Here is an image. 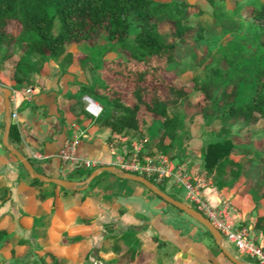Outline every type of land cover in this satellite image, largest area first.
I'll use <instances>...</instances> for the list:
<instances>
[{
    "label": "trees",
    "instance_id": "1",
    "mask_svg": "<svg viewBox=\"0 0 264 264\" xmlns=\"http://www.w3.org/2000/svg\"><path fill=\"white\" fill-rule=\"evenodd\" d=\"M230 1L234 8L242 7L248 11L249 21L257 29V40L264 47L263 4L254 0ZM201 13L197 5L186 0H0V69L4 60L12 56L10 47L17 45L20 55L8 83L15 89L26 86L31 83V75L37 73L46 60L60 58L69 62L73 57L81 58L83 52L79 47L94 46L98 36L102 35L108 40L113 54L96 60L93 65L96 77L93 80L83 78L76 82L75 92L66 94V108L85 118L93 117L87 113L81 100L83 95L89 96L100 105L94 121L109 127L112 133L136 130L146 122L160 121L154 144L163 152L178 135L182 124V115L177 109L184 113V109L192 105L187 87L175 82L181 71L175 54L179 44L196 45L204 39L203 24L188 21L190 15ZM68 46L76 49L69 51ZM83 63L79 62L80 68ZM216 70V67L210 68L212 76ZM212 79L207 78L198 86L203 97L201 109L215 108L213 116L219 122L216 133L224 136L204 142L201 166L212 175L217 187L223 184L224 178L236 180L242 177L241 193L252 191L254 195L263 197L264 66L253 73L247 94L240 93L236 83L229 91L222 88L214 98L215 107L209 104L208 91ZM239 119L244 125L263 120L257 147H250L247 135L229 134L231 125ZM8 140L16 144L19 141L16 123L9 126ZM87 174L88 171L79 168L70 177L80 179ZM102 177H106L101 185L103 191L110 189L113 185L111 180L117 178L103 171L93 178L94 185L101 182ZM145 177L164 190V183ZM133 182L143 186L140 182ZM27 183L47 184L37 178L27 179ZM52 187L63 189L56 184ZM8 192L6 187H0V198L4 199ZM46 194L40 192L37 197L44 198ZM38 219L33 216L32 224H36ZM125 234H130V231ZM62 239V242L71 243L79 237ZM119 239L122 241L112 247L117 255L116 261L137 263L139 250L126 241V235ZM0 241L3 244L11 241L22 244L26 240L15 239L0 227ZM41 252L48 257L46 264H64V258L50 251ZM84 257L90 258L89 253L86 252ZM13 264L30 263L15 259Z\"/></svg>",
    "mask_w": 264,
    "mask_h": 264
},
{
    "label": "crops",
    "instance_id": "2",
    "mask_svg": "<svg viewBox=\"0 0 264 264\" xmlns=\"http://www.w3.org/2000/svg\"><path fill=\"white\" fill-rule=\"evenodd\" d=\"M50 62L56 65L57 71L64 67L58 71L60 78L57 85L54 84L57 78L51 73ZM79 71V65L64 62L60 58H49L31 76L35 83L16 88L14 93L17 112L14 123L17 124L19 141L17 144L8 141L34 163L37 171L47 175L79 179L70 177V174L79 168L87 171L81 166L62 165L58 160L56 152L67 139L74 140L75 154L79 158L90 159L97 166L114 164L125 140L137 136L143 138L146 127L156 124L158 128L161 125L160 121L146 122L136 130L112 133L109 127L97 124L93 117L85 118L68 111L66 94L75 92L76 82L84 78ZM2 84L9 86L8 82ZM27 86L32 87L28 93L23 91ZM2 127L0 95V140ZM33 152L40 154V157L33 156ZM185 154L187 158L190 157L191 174L205 171L201 166V151L196 154L192 148L185 150ZM196 156L199 158H192ZM24 170L19 168L16 158L0 141V187H6L9 191L4 199L0 198V227H4L7 232L17 229L20 233L18 237H25L24 232L30 234L40 230L41 234L37 236H41L40 240L44 243L41 251H50L65 258V246L50 231L53 218H44L48 209L54 208L51 215L61 222L63 231L67 230L70 236L79 237L71 243L77 245V251L83 247L81 253L90 254L87 249L97 244L96 236L101 226L105 231L102 240L103 252L106 254L104 259L109 260V264H235L219 250L198 221L134 180L117 176L111 180L112 187L103 191L101 185L104 182L91 185L92 179L85 189L71 193L64 188H53L50 182L43 186L29 185ZM207 176L208 183L201 189L205 200L212 206H219L222 199L227 200L232 206L230 213L233 220L247 225L255 242L264 244V196L254 195L252 191L241 193L242 177L236 180L224 178L223 184L217 187L212 175ZM174 188L170 182L164 183L165 192L187 203L185 191L181 187ZM40 192L47 194L44 198H38ZM70 211L73 216L65 223L60 213L66 216ZM33 216L39 217L36 224H32ZM26 223L30 226L24 229ZM89 230L91 232H87ZM127 231L130 234H125ZM123 235H126L129 244L139 250L137 263L116 261L117 255L112 247L122 241L119 238ZM53 237L56 242L50 240ZM85 237L90 239L87 245L81 243ZM225 246L233 255L250 262L226 242Z\"/></svg>",
    "mask_w": 264,
    "mask_h": 264
},
{
    "label": "rangeland",
    "instance_id": "3",
    "mask_svg": "<svg viewBox=\"0 0 264 264\" xmlns=\"http://www.w3.org/2000/svg\"><path fill=\"white\" fill-rule=\"evenodd\" d=\"M186 1L197 5L202 10V13L199 15H190L188 21H200L205 29L204 39L196 45L183 43L179 44L176 48L175 55L179 61L181 71L176 76L175 82L182 83L187 87L189 90L188 97L192 105L185 108L184 113L181 112L180 108L177 109L182 115V124L178 129V135L172 140L171 145L167 146L163 152L158 150L154 145L157 139L158 128L156 124H151L143 131V138H138L139 136H137L136 138L133 137L125 140L121 153L126 152V155L127 153H132L134 151V145L138 146V144L141 143L138 150V155L141 156V158L142 155H149L152 157L157 154H162L167 158V162L170 165L177 166L184 162L190 167V157L187 158L185 150L193 148L194 152L199 154L205 141L208 139H221L224 136L223 134L217 135L216 133L219 129V122L217 118L213 116L215 108H210L206 111L201 109L203 97L198 86L207 78H213L212 86L208 91L210 96L209 104L211 107H215L214 98L218 96L219 91L222 88L229 91L231 86L235 85V83L240 93L243 92L247 94L251 85L253 73L264 66V47L257 40V29L250 23L248 11L245 12L242 7L234 8V4L230 0ZM254 1L264 6V0ZM132 31L133 30H131V32ZM67 48L69 51H74L76 49V47L73 46H68ZM79 48L83 52V56L81 58L73 57L68 63H73L76 66L79 65V62L83 61L84 63L79 73L82 77L93 80L96 77V73L93 70V65L96 60L113 54L110 50L109 42L102 35H99L94 46H80ZM10 50H12V56L4 60L2 68L0 69L1 84L10 81L9 78L17 58L20 55V49L17 45H12ZM49 64L51 73L57 78L55 83H53L57 85L56 82H58L60 78L58 71L64 69V67H60L57 71L55 64L51 62ZM213 67L217 69L214 76H212V72L210 71V68ZM31 76H33V74ZM31 82H34L33 77H31ZM81 100L85 107L87 102L83 99ZM95 104L99 105L97 102H95ZM92 116L94 117L96 115ZM262 121V119H259L256 123L244 125L242 120H236L231 125L229 134H234L239 137L247 135L249 136L247 137L248 141H251L250 147H257L261 137L259 129L262 125ZM192 158L198 159L199 156ZM16 162L19 168L24 170L17 160ZM89 170L91 169H87L88 172ZM102 178L101 181L105 182L106 177ZM92 182L90 184L94 185L95 181L92 180ZM167 182H170L172 189L174 187H181L178 182L168 180L167 178H163L161 181V183ZM54 211V208H49L44 218L47 220L53 218L51 224L52 229L50 231L54 237L58 239V242L65 246L63 247L65 257L64 264H84L89 261H91L92 264H109V260L104 259L106 258V254L103 252L104 245H102V240L105 231L102 230L101 226L98 227V235H95L97 244L87 249L90 252V258H85L84 253H81L83 247H80L81 250L77 251L76 244L66 243V241L62 242V238L67 237L69 232L67 230L63 231L61 222L59 223L51 215ZM60 216H62L61 220L66 223L70 221V217H72L73 214L72 211H70L66 216L61 213ZM29 226V223H26L24 225L25 228H23L27 229ZM17 231V229L13 228L8 233L14 235L13 237L16 239L19 238L18 236L20 235V233H18L19 231ZM39 232L40 230H34L30 234L24 232L23 235H25V237L20 238H25L26 241L22 244L16 243L15 241L3 244L0 241V264H13L15 259L23 260L30 264H46L48 257L40 250L44 243L40 240L41 236H37V234H41ZM87 232H91V230ZM249 235L255 241L250 230ZM50 240L56 242L55 238H50ZM81 241V243L87 245L90 239L85 237V239H81ZM242 256L249 261H253V258L244 254Z\"/></svg>",
    "mask_w": 264,
    "mask_h": 264
},
{
    "label": "built area",
    "instance_id": "4",
    "mask_svg": "<svg viewBox=\"0 0 264 264\" xmlns=\"http://www.w3.org/2000/svg\"><path fill=\"white\" fill-rule=\"evenodd\" d=\"M32 87L27 86L24 92H30ZM16 89L11 87V112L10 116L14 119L17 117L15 108L14 93ZM82 99L87 102L85 108L92 115H97L100 107L95 104L87 95H83ZM134 145L132 153H119L116 162L114 163L119 168L131 172L142 174L153 178L156 182H161L163 178L178 182L181 188L185 191L187 204L200 211L206 216L212 225L219 231L224 242L231 245L239 255H246L253 258L251 264H264V244L253 240L249 235L247 225L236 224L231 216V204L225 200H220L219 206L210 205L204 198L201 189L208 183V176L205 171L191 174L190 167L182 162L177 166L170 165L167 158L162 154H157L152 157L149 155H138L139 147ZM33 156L40 157V154L33 152ZM56 156L62 165L81 166L87 169L96 167L97 164L87 158H79L75 154L74 140L67 139L63 142L56 152Z\"/></svg>",
    "mask_w": 264,
    "mask_h": 264
},
{
    "label": "water",
    "instance_id": "5",
    "mask_svg": "<svg viewBox=\"0 0 264 264\" xmlns=\"http://www.w3.org/2000/svg\"><path fill=\"white\" fill-rule=\"evenodd\" d=\"M0 95L2 97V106H3V127L1 131V145L8 150L10 154H12L16 160L21 164V166L27 172L28 178L33 179L37 178L44 182H50L52 184H56L66 190H83L87 187L89 182L97 176L99 173L103 171L110 172L120 178H126L130 180H134L142 183L148 190L152 191L155 195L163 199L164 201L170 203L176 208L182 210L196 221H198L210 234L216 246L221 250V252L230 259L235 264H251L250 262L240 259L237 256L233 255L225 246V242L223 237L219 233V231L212 225L209 219L204 216L200 211L193 208L186 202L179 200L157 185H155L152 181L147 179L142 174L131 173L125 171L115 164L107 163V164H99L98 166L92 168L87 175L80 179H72V178H64L57 175H47L42 171H37L29 159L15 146L9 143L8 141V132L10 124L15 122V119L10 116L11 112V88L7 85L0 83ZM89 97V96H88Z\"/></svg>",
    "mask_w": 264,
    "mask_h": 264
}]
</instances>
